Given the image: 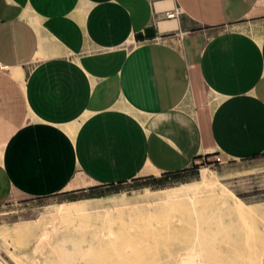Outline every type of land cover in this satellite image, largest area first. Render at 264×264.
<instances>
[{
  "label": "crops",
  "instance_id": "crops-1",
  "mask_svg": "<svg viewBox=\"0 0 264 264\" xmlns=\"http://www.w3.org/2000/svg\"><path fill=\"white\" fill-rule=\"evenodd\" d=\"M208 168L264 170V0H0V210Z\"/></svg>",
  "mask_w": 264,
  "mask_h": 264
},
{
  "label": "rangeland",
  "instance_id": "rangeland-1",
  "mask_svg": "<svg viewBox=\"0 0 264 264\" xmlns=\"http://www.w3.org/2000/svg\"><path fill=\"white\" fill-rule=\"evenodd\" d=\"M208 171L216 177L208 187L199 189L198 173L189 185L151 192L156 200L151 205L134 204L144 194L134 188L90 195L110 196L111 202L120 204V210L108 216L77 214L103 199L75 204L65 199L28 204L12 200L0 210V260L4 264H264V170L234 182L221 181ZM217 188L225 195L207 192ZM190 190L195 192L191 202L185 196ZM166 195L173 199L157 201ZM60 252H75V260L63 262Z\"/></svg>",
  "mask_w": 264,
  "mask_h": 264
},
{
  "label": "bare ground",
  "instance_id": "bare-ground-1",
  "mask_svg": "<svg viewBox=\"0 0 264 264\" xmlns=\"http://www.w3.org/2000/svg\"><path fill=\"white\" fill-rule=\"evenodd\" d=\"M215 178L216 177H215L213 172H210L208 170H203L202 174H201V178H200V183L198 186L199 189H201L202 187H204L206 185L208 187ZM207 192L213 193V195H216L218 197L225 195V191L222 188H217L215 190L211 189ZM194 195H195L194 190H190L185 196H186V199L191 202L194 200ZM172 199H173L172 195H166V196L158 198L157 201L164 203L162 201H167V202L169 201L170 202ZM155 201L156 200L152 197L151 192H144L142 197L136 198V201L134 202V204L144 206V205L154 204ZM118 210H120V204H116V203L111 202V200L109 198H103V200H99L95 204H92L91 206H89L85 209L77 211V214L78 213L88 214L91 212V213H97V214L102 213L103 215L108 216L110 213L118 211ZM57 213H59V212H57ZM76 253L80 254V251L76 250ZM76 253L75 252H60V256L63 257V262L72 263L75 260L73 256ZM0 263L4 264L1 260H0Z\"/></svg>",
  "mask_w": 264,
  "mask_h": 264
},
{
  "label": "built area",
  "instance_id": "built-area-1",
  "mask_svg": "<svg viewBox=\"0 0 264 264\" xmlns=\"http://www.w3.org/2000/svg\"><path fill=\"white\" fill-rule=\"evenodd\" d=\"M173 16H174V14H168L167 18L171 19V18H173ZM216 163H219V160H216Z\"/></svg>",
  "mask_w": 264,
  "mask_h": 264
}]
</instances>
